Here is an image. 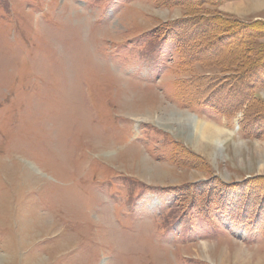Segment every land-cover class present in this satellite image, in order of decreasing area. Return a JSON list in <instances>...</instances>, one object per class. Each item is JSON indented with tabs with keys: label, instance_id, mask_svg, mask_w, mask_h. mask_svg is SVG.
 Masks as SVG:
<instances>
[{
	"label": "rangeland",
	"instance_id": "1",
	"mask_svg": "<svg viewBox=\"0 0 264 264\" xmlns=\"http://www.w3.org/2000/svg\"><path fill=\"white\" fill-rule=\"evenodd\" d=\"M219 11L264 20V0ZM182 16L174 0H0V264H264L260 231L169 191L264 176V123L241 130L264 89L232 118L180 100ZM194 80L190 99L211 83ZM189 117L220 146L197 148Z\"/></svg>",
	"mask_w": 264,
	"mask_h": 264
},
{
	"label": "trees",
	"instance_id": "2",
	"mask_svg": "<svg viewBox=\"0 0 264 264\" xmlns=\"http://www.w3.org/2000/svg\"><path fill=\"white\" fill-rule=\"evenodd\" d=\"M174 1L183 11V16L173 20L168 29L181 67L189 74L182 80L186 82L180 83L183 87L180 100L187 107L213 109L214 114L226 118H232L243 108L247 111L258 101L254 90L264 89V20L245 22L220 12L221 4L230 0ZM196 64L214 68V72L219 73L195 77ZM197 78H206L211 83L203 84L204 88L194 91L195 97L190 99L187 85L198 82L194 80ZM241 123L242 132L251 135L258 124L264 123V112L254 116L246 114ZM219 181L212 189L208 186L210 183L199 182L195 186L187 184L169 191L173 196L179 195L178 201L182 199L185 208L199 210V203L203 200L205 208H212L231 222L243 223L245 231L250 234L260 231L264 237V221L260 228L252 230L264 217V176L233 184ZM201 218L212 220L205 215Z\"/></svg>",
	"mask_w": 264,
	"mask_h": 264
},
{
	"label": "bare ground",
	"instance_id": "3",
	"mask_svg": "<svg viewBox=\"0 0 264 264\" xmlns=\"http://www.w3.org/2000/svg\"><path fill=\"white\" fill-rule=\"evenodd\" d=\"M177 119L176 122H181V120ZM187 119L188 121L186 122V125L188 126V128H192L193 133L191 134H195L197 137V148L208 152V150L211 149L214 151L217 146H220L219 139L223 133L222 131L218 130L217 128L213 127L210 123L205 122L203 120H198L197 118L193 117H189Z\"/></svg>",
	"mask_w": 264,
	"mask_h": 264
}]
</instances>
